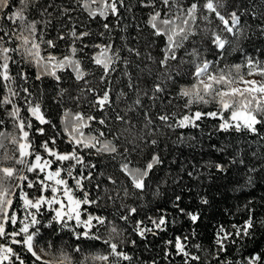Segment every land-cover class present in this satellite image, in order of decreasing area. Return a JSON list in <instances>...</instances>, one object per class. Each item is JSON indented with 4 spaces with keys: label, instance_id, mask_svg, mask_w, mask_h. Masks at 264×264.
Here are the masks:
<instances>
[{
    "label": "snow or ice",
    "instance_id": "6c2138e0",
    "mask_svg": "<svg viewBox=\"0 0 264 264\" xmlns=\"http://www.w3.org/2000/svg\"><path fill=\"white\" fill-rule=\"evenodd\" d=\"M35 0H0V110H3L11 121L12 131L7 130V121L0 119V264H28L27 258L18 252L13 245H21L23 250L31 254L33 262L39 264H53L49 260L43 259L47 253L41 249L36 251L35 237L39 234L40 224L37 218L41 207L53 205L59 207L52 208L55 215L49 221L61 223L62 227L68 226V221L75 220L77 226H82L85 231L77 233L78 236L97 239L100 237L91 232L92 222L110 225L109 239L104 243L109 251L107 254L96 255L94 260L103 261L104 264H131L133 257L123 250L124 229L115 220L107 221L106 217L93 216L88 214L86 220L81 219V206L96 203L94 199H89V193L84 190L83 181L90 180L91 174H85L84 168L94 169L96 165L86 163L81 150H94L95 154H108L115 161L119 171L128 179L131 185L130 192L127 186L123 187V198H132L136 192L143 193L148 187L147 181L154 169L163 164L158 152L153 154L141 163L140 159H134L133 153L137 151L136 141L139 139L145 144L156 146V139L145 140L143 136H138L131 131L134 125L126 131L132 136L134 147H124L123 151L114 143L113 140L106 139L107 133L102 128H93V124L107 127V116L98 118L83 111L73 112L68 109L62 114L63 129L62 133L67 137V142L73 145L70 152H60L55 148L56 138L52 137L44 141L40 148L46 155L38 151L31 139L30 133L33 130V121L39 124H50L41 104L32 98V92L27 87L28 75L22 65L29 64L37 69L36 79L39 80L48 76L60 82L61 72H69L72 78L83 82L81 96L91 94L92 99L88 101L90 108L106 113L111 108L113 100L111 89L106 87L97 91L91 86L87 79L89 75H94L91 69L84 64L79 57L85 48L94 49L90 57H87L91 65L102 71L101 82H106L110 74L116 71V66L123 59L127 66L129 61L126 57H121V48H117L113 43L84 44L85 37L91 35L89 31H77L73 26L66 34H58L56 40L46 39V28L51 24L50 20H37L30 18V9L34 7ZM79 10L87 13L90 19L101 18L107 21L109 17H116L117 20L122 16L121 10H130V6L125 0H75ZM139 6L149 9L146 25L152 30V35L163 41L161 48V58L157 61L163 71L154 79L157 81L152 88L153 101L160 98L159 94L166 91L165 82L174 80L180 74L179 65L191 63L193 65L190 75L194 83L190 86L181 87L178 95L185 99L184 113L163 112L158 119L168 128L199 127L198 121L205 117L218 119L219 131L247 132L254 135L258 134L257 125L264 124V61L255 57L245 56L243 65L236 64L231 69L216 70L213 61L202 58V51L197 46L190 49L186 43L190 38L199 34L210 42L218 52H223L227 47L234 51H243L242 41L250 38L249 33L253 30V24L242 17L251 16L253 21L259 18V23L255 24L258 34L264 35V11L257 14L255 8L249 12L244 6L234 7L226 10V0H138ZM73 9H63V15H68ZM40 15H50L47 7L43 8ZM43 25L44 27H41ZM203 25V27H201ZM103 28L109 31L111 26L105 22ZM103 35V33H101ZM57 40H68L69 43L64 51L59 54L54 51L58 48ZM128 52L139 56L136 49L128 48ZM184 55L181 56L180 53ZM190 57V60L186 58ZM151 59V56L148 57ZM170 62L176 63L175 72L170 71ZM247 69L246 74H241V67ZM15 68V72L13 71ZM127 75V73H125ZM248 77L259 76L257 79H246ZM128 87L135 89L136 85L131 82L129 77ZM126 94L121 92L120 96ZM144 95H148L147 92ZM77 100L80 97H76ZM215 101L218 105L216 111L203 112L200 110L192 111L194 104H208ZM171 103V101H169ZM142 106V99L137 91L135 98L129 105V111ZM24 111L27 115H21ZM225 113H228L225 116ZM146 123L145 128L153 124L150 114L144 112ZM116 120L125 122V116L116 114ZM53 127H55L53 125ZM85 129H89L85 132ZM37 133L43 134L44 129H36ZM255 155V153H253ZM65 162H71L65 167ZM231 163H237L233 158ZM239 163H243L240 160ZM53 165H56L53 168ZM81 168L78 174H74L77 167ZM208 167H214L216 171L224 173L227 168L221 163H209ZM255 171V169H249ZM26 173H36V180H29ZM41 175L43 178H41ZM192 176V172H188ZM69 179L74 184H69ZM109 181L116 184V180L108 177ZM20 181L26 182L27 188H33L37 184L40 186L41 194L35 198H29V194L23 191ZM251 183V177L248 178ZM14 189H18L16 192ZM76 190L83 196L78 198ZM50 191L51 197L43 193ZM159 190L157 189V194ZM119 197H109L115 203ZM14 198L22 202L24 215L18 219V212L14 206ZM181 197L177 195L173 201V207L181 215H186L196 223L199 214L186 212L180 207ZM201 203L207 204L206 198H201ZM35 210V211H32ZM137 207L123 203V199L117 205L114 216L127 224L131 218L137 214ZM175 219H169L167 210L161 209L157 217H148V222L137 220L133 231L141 238H146L148 234L157 235L167 231L169 224H174ZM264 223V222H262ZM21 225L18 230L8 231L6 225ZM253 220L251 216L243 225H232L233 231H228L223 225L217 227L215 235L216 248L211 253L218 261V264H233L231 260H222L220 253L227 252L228 244H237L245 237L252 235L251 229ZM30 229H34L30 231ZM189 237L175 236L165 241V245L173 251L165 252V258L170 259L173 254L181 258L182 264H198L201 257L194 255L188 244ZM118 241V242H117ZM133 245L135 241H132ZM198 251L202 250L201 245H195ZM60 264H71L70 258L64 255ZM153 264H156L155 260ZM244 264H264V256L259 254L251 255Z\"/></svg>",
    "mask_w": 264,
    "mask_h": 264
},
{
    "label": "trees",
    "instance_id": "16d2710c",
    "mask_svg": "<svg viewBox=\"0 0 264 264\" xmlns=\"http://www.w3.org/2000/svg\"><path fill=\"white\" fill-rule=\"evenodd\" d=\"M130 6V10L122 9V16L109 17L107 21L97 17L90 19L87 13H83L77 7L75 0H35L34 7L30 9V18L37 20H50L51 24L46 28V39L56 40L58 34H66L73 26L77 31H89L90 36L85 37L84 44L113 43L115 47L121 48V57H126L129 64L126 66L123 59L116 66V71L112 72L106 82H101L102 71L91 65L87 57H90L94 49L85 48L79 57L88 66L94 75H89L87 79L91 86L98 92L108 87L111 89L113 104L106 113H101L90 108L88 101L92 99L91 94L81 96L83 82H77L69 72L59 73L60 82L51 77L44 76L37 80V69L29 64L22 65L29 79L27 87L32 92V98L41 104V108L50 124L41 125L33 121V130L30 133L35 148L46 155L40 145L52 137L56 138L55 148L60 152H70L73 145L67 142V137L62 133V114L65 110L83 111L97 116L98 118L107 116V127L93 124V128H102L107 133L106 139L113 140L123 151L124 147L132 148V136L126 129L134 125L131 131L138 136H143L145 140L156 139V146L145 144L141 140L136 141L137 151L133 153L134 159H140L141 163L150 157L153 152H158L163 164L158 165L150 178L146 182L148 187L143 193L136 192L132 198H123V187L127 186L130 192V182L119 171L115 161L108 154H95L94 150H81L86 163L96 165L94 169L84 168L83 172H90L91 179L84 180V190L89 193V199L97 202L90 205L81 206V219L86 220L88 214L93 216H103L107 221L115 220L124 229L123 250L133 257L131 264H182L181 258L175 254L170 259L165 258V252L169 249L165 241L175 236L189 237V250L194 255L201 257L198 264H218V261L211 254L214 252L215 235L217 227L223 225L228 231H233L232 225H243L251 216L253 227L252 235L240 240L237 244H228L227 252L220 253L222 260H231L233 264H244L251 255L264 256V124L257 125L258 134L247 132L219 131L220 121L210 117H205L198 121L199 127L168 128L156 117L167 111L184 113L187 111L183 106L185 99L178 95L181 87L190 86L194 83L190 75L193 65L182 63L179 65L180 74L174 80L165 82L166 91L159 94L160 98L153 101L152 88L157 82L154 77L158 76L160 69L157 61L161 58V48L163 41L152 35V30L146 25L149 9L139 6L138 0H125ZM188 0H185L187 3ZM227 8L230 11L234 7L244 6L249 9H256L257 14L264 11V0H226ZM47 7L50 15H40L43 8ZM73 9L68 15H63V9ZM253 24V30L249 33L250 38L242 41L243 51H234L227 47L223 52H218L210 42L203 36L197 34L186 43L189 49L197 46L202 51V58L213 61L217 71L220 69H231L235 75L233 65L245 63V56L255 57L264 61V35H260L255 30V24L259 23V18L253 21L251 16L242 17ZM107 22L111 28L106 31L103 24ZM0 23H5L0 21ZM41 27H44L41 25ZM203 27V25H201ZM103 33V35H101ZM69 43L68 40H57L58 54L64 51ZM128 48L136 49L140 55L127 51ZM184 55L183 52L180 53ZM151 56V59L148 57ZM190 60V57L186 58ZM176 63L170 62V71L175 72ZM15 72V68H13ZM247 69L241 67L240 73L246 74ZM127 73V75L125 74ZM246 76V75H245ZM129 77L136 85L135 89L128 87ZM260 80L261 77L254 76ZM137 91L142 99V106L129 111V105L135 98ZM2 92V90H0ZM126 95L121 97L120 93ZM147 92L148 95H144ZM76 97H80L79 100ZM171 101V103H169ZM218 105L215 101L208 104H194L192 111L203 112L216 111ZM147 111L153 124L145 128L146 123L144 112ZM125 116V122L115 119L116 114ZM21 115H27L24 111ZM228 113H225L227 116ZM0 119L7 121V130L12 131L11 121L8 120L5 112L0 110ZM53 125L55 127H53ZM43 128L44 133H37L36 129ZM89 129H85L88 132ZM255 153V155H253ZM236 158L237 163H231ZM243 160V163H239ZM71 162H65V167ZM209 163H221L227 168L224 173L216 171L214 167H208ZM56 165H53L55 168ZM255 169V171H249ZM81 168L78 166L74 174H78ZM188 172L193 175L189 176ZM29 180H36V173H26ZM108 177L116 180V184L109 181ZM251 177V183L248 178ZM41 178L43 176L41 175ZM23 191L29 194V198H35L41 194L40 186L37 184L33 188H27L26 182H19ZM69 184L74 181L69 179ZM157 189L159 190L157 194ZM18 192V189H14ZM119 197L115 203L109 197ZM51 197V192L43 193ZM78 198L83 194L76 190ZM181 197L180 207L186 212L199 214V219L193 223L188 216L181 215L173 207L175 197ZM201 198L208 200L207 204L201 203ZM123 199V203L137 207V214L134 215L127 224L119 221L114 213L117 205ZM14 206L18 212V219L24 215L22 202L14 198ZM59 207L53 205L52 208ZM47 205L41 207L38 219L40 224L39 234L35 237L38 252L41 249L45 254L43 259L60 264L64 255L70 258L71 264H104L103 261L94 260L96 255L107 254L109 251L105 240L109 239L110 225L92 222L91 232L99 236L100 239H91L78 236L77 233L85 231L82 226H77L75 220L68 221L67 227H62L61 223L49 221L55 212ZM167 210L169 219H175L174 224H169L167 231L157 235L148 234L146 238H141L134 231L133 227L137 220L148 222V217H157L160 210ZM35 211V210H32ZM21 225H6L8 231L18 230ZM34 229H30L32 231ZM132 241H135L133 245ZM0 242H4L0 240ZM118 242V241H117ZM201 245L202 250L198 251L195 245ZM22 255L27 258L28 264H34L31 254L23 250L21 245H13ZM174 253V250H171ZM18 264V262H17ZM39 264V262H35ZM128 264V262H122ZM196 264V262H194Z\"/></svg>",
    "mask_w": 264,
    "mask_h": 264
},
{
    "label": "rangeland",
    "instance_id": "374dc122",
    "mask_svg": "<svg viewBox=\"0 0 264 264\" xmlns=\"http://www.w3.org/2000/svg\"><path fill=\"white\" fill-rule=\"evenodd\" d=\"M246 79H255L254 77H248V76H245ZM36 251L38 252V249L36 247Z\"/></svg>",
    "mask_w": 264,
    "mask_h": 264
}]
</instances>
